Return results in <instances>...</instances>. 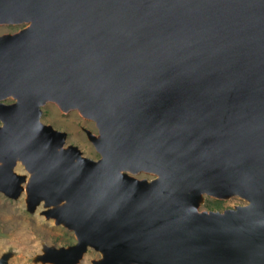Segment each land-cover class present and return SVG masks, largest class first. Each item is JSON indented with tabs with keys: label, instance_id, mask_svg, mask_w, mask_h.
I'll return each mask as SVG.
<instances>
[{
	"label": "water",
	"instance_id": "obj_1",
	"mask_svg": "<svg viewBox=\"0 0 264 264\" xmlns=\"http://www.w3.org/2000/svg\"><path fill=\"white\" fill-rule=\"evenodd\" d=\"M5 23L26 26L0 35V192L21 161L29 209L65 200L46 214L76 242L48 259L264 264V0H0ZM46 102L95 122L98 159L61 149Z\"/></svg>",
	"mask_w": 264,
	"mask_h": 264
},
{
	"label": "rangeland",
	"instance_id": "obj_2",
	"mask_svg": "<svg viewBox=\"0 0 264 264\" xmlns=\"http://www.w3.org/2000/svg\"><path fill=\"white\" fill-rule=\"evenodd\" d=\"M22 27L20 24H0V35L17 32ZM49 104L53 105L46 102L41 106V120L58 130L66 131L67 144L78 146L82 155L98 159L99 153L86 136L85 130L89 129L97 134L95 122L84 117L78 110L64 111L55 103L54 107ZM15 170L19 173L25 172L18 164ZM137 177H146V173H140ZM26 197L25 191H21L13 199L0 194V260L4 259V264H53L51 261L54 259L48 260L47 257L49 251L54 247L75 244L76 237L72 231L62 224H56L55 220L46 214L48 207L43 202L29 209ZM217 201H221V208L217 209L214 205L206 207L207 204L218 203ZM244 203L246 201L237 196L226 199L205 197L198 209L222 211ZM99 256L98 252L89 247L74 264H92V260L98 259Z\"/></svg>",
	"mask_w": 264,
	"mask_h": 264
},
{
	"label": "flooded vegetation",
	"instance_id": "obj_3",
	"mask_svg": "<svg viewBox=\"0 0 264 264\" xmlns=\"http://www.w3.org/2000/svg\"><path fill=\"white\" fill-rule=\"evenodd\" d=\"M20 25H23V27L22 28H24L25 26H26V24H20ZM21 28V29H22ZM20 30V29H19ZM4 34V33H3ZM7 34H10V33H7ZM2 102H4V103H6V104H11V103H14L15 101H16V99L13 97V96H10V97H8V98H6V99H3V100H1ZM50 105V104H49ZM50 106H52V107H54V103H53V105H50ZM41 116H42V112H41V114H40V120H41ZM42 121V120H41ZM43 122V121H42ZM44 124H49V123H45V122H43ZM0 125H1V122H0ZM49 125H51V124H49ZM52 127H53V129H55L56 131H59V132H61V133H64V141L62 142V145H61V149H65V148H67V146H74V147H76L77 149H79V147L78 146H76V145H72V144H67V138H68V134H67V132L66 131H61V130H58V129H56V128H54V126L53 125H51ZM81 129L83 130V127H81ZM85 130H87V129H85ZM89 130V129H88ZM86 136H87V134H86ZM80 150V149H79ZM80 152H81V150H80ZM81 154H82V152H81ZM20 165V166H22L24 169H25V172H23V173H19V172H17L16 170H15V167H16V165ZM24 165V163L22 164V162H20V161H16V163H15V165H14V167H13V172L14 173H16V174H18V175H24V176H30V172L32 173V175H34L36 172L35 171H29L28 172V170L26 169V167H25V165ZM140 173H143V172H140ZM140 173H136V177H137V175H139ZM29 174V175H28ZM31 175V176H32ZM25 177V178H26ZM148 177H150V175L149 174H146V178H148ZM138 178H140V177H138ZM23 183V185H26V183L24 184V182H22ZM0 194H2V195H4L5 197H7V198H9V199H13L12 197H9V196H7L6 194H4L3 192H0ZM222 206L220 205V207H218V208H221ZM217 208V209H218Z\"/></svg>",
	"mask_w": 264,
	"mask_h": 264
},
{
	"label": "bare ground",
	"instance_id": "obj_4",
	"mask_svg": "<svg viewBox=\"0 0 264 264\" xmlns=\"http://www.w3.org/2000/svg\"><path fill=\"white\" fill-rule=\"evenodd\" d=\"M50 103H52V102H50ZM21 162V161H20ZM23 164V163H22ZM24 166V165H23ZM29 172V171H28ZM29 175V174H28ZM31 175H32V173L30 172V176H25L27 179H28V181H27V179H26V185H23V183L21 184V187H22V190L21 191H25L26 192V194H27V204L30 206V201L28 200V194H29V189H28V185H29V182H30V177H31ZM20 194V193H19ZM9 197H11V196H9ZM230 197H235V196H229L228 198H230ZM237 197H239V196H237ZM65 203V200L64 199H62V200H60L56 205H50V206H47L48 207V209H50V208H53V207H57V206H62L63 204ZM27 205V206H28ZM46 212V211H45ZM50 217H52L54 220H55V222H56V224H62V225H64L67 229H69L70 231H72L70 228H68V226H66L67 224H66V222H65V220H63V219H59L58 218V216H56V215H49ZM73 232V231H72ZM92 248V247H91ZM51 251V250H50ZM49 254V253H48ZM55 258H57V256L56 257H54L53 259L54 260H52V259H48V260H52L51 262L53 263V264H70V259H68V261H62L61 263H58L57 261H55Z\"/></svg>",
	"mask_w": 264,
	"mask_h": 264
},
{
	"label": "trees",
	"instance_id": "obj_5",
	"mask_svg": "<svg viewBox=\"0 0 264 264\" xmlns=\"http://www.w3.org/2000/svg\"><path fill=\"white\" fill-rule=\"evenodd\" d=\"M217 202H218V201H217ZM220 202H221V201H219V202L216 203V204H207L206 207H207V208H210V207H212V206L214 205L213 207L218 208V207H220Z\"/></svg>",
	"mask_w": 264,
	"mask_h": 264
}]
</instances>
